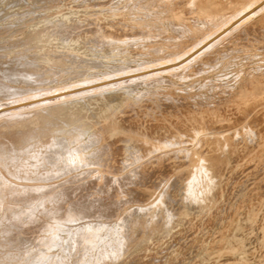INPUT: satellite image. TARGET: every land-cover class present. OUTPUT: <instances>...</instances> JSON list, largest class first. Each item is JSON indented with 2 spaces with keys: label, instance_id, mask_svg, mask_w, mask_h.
<instances>
[{
  "label": "bare ground",
  "instance_id": "1",
  "mask_svg": "<svg viewBox=\"0 0 264 264\" xmlns=\"http://www.w3.org/2000/svg\"><path fill=\"white\" fill-rule=\"evenodd\" d=\"M10 1L0 0V264H264V95L250 86L218 112L176 94L154 106L117 85L48 93L63 70L120 44L139 54L132 39L152 47L154 32L132 13ZM159 2L182 32L196 33L195 15L225 20L147 78L196 72L205 46L264 24V0ZM201 131L196 148L179 147ZM91 164L83 181L74 169Z\"/></svg>",
  "mask_w": 264,
  "mask_h": 264
},
{
  "label": "rangeland",
  "instance_id": "2",
  "mask_svg": "<svg viewBox=\"0 0 264 264\" xmlns=\"http://www.w3.org/2000/svg\"><path fill=\"white\" fill-rule=\"evenodd\" d=\"M17 0H11L7 6H12ZM73 4L85 6L90 9L104 8L113 9L122 13H132L143 22L147 23L148 28L153 30V46H148V41L141 39H132L136 44L139 54H131L130 49L120 44L114 49L112 58H102L99 55L88 56V63L81 65L75 70H63L60 79L57 82H46L41 88L48 93L62 92L67 88H76L82 85L101 84L102 86H123L130 97L137 98L139 101L150 102L154 106L159 99L154 98L176 94L182 97L183 101L192 106L206 107L216 109L218 112L228 109L232 103L239 99L241 95L247 92L248 87L252 86L256 95H264V24L261 28L254 31H248L246 36L238 38L232 36L231 39H224L214 46H205L204 55L193 64L198 67L196 72L183 75L180 72L177 75L160 73L157 77H149L158 74L161 64L165 61L174 60L175 56L181 55L192 45L204 38L212 27L220 25L225 18L204 24L195 15L192 20L195 23V34L193 31H181L180 26L173 25L172 11L165 10L160 6V0H71ZM137 10H144L140 15ZM39 9L38 12H43ZM185 15L182 16L184 18ZM257 17L253 20L256 21ZM182 20V19H180ZM6 23H13L15 18L10 15L4 20ZM182 22V21H179ZM171 43L167 45V43ZM204 49H207L205 52ZM202 51V50H201ZM181 70V69H178ZM120 84V85H119ZM3 101H0V103ZM5 102V101H4ZM204 131L195 135V139L185 136V142L181 148H196L198 141L204 139ZM226 134V133H223ZM216 135L212 138L223 140L228 135ZM228 136L227 138H229ZM233 138V137H232ZM236 136L235 139H240ZM252 138V137H251ZM251 138L244 137V141L250 142ZM255 138V137H254ZM264 148V147H260ZM264 162V159L263 161ZM74 169L76 173L84 174V180L89 174H86L87 167ZM264 194V191H262ZM133 208V205L130 209ZM41 219L48 221V217L42 214ZM55 220V219H54ZM106 222L105 218L102 219ZM56 227L59 222H52ZM107 224L112 225V222ZM114 225V224H113ZM43 234L38 232L37 236ZM60 235L55 231L53 236ZM50 254L56 255L57 248H51ZM22 259L17 258L16 261ZM17 264V263H16Z\"/></svg>",
  "mask_w": 264,
  "mask_h": 264
}]
</instances>
